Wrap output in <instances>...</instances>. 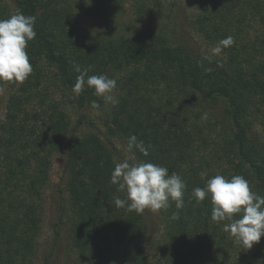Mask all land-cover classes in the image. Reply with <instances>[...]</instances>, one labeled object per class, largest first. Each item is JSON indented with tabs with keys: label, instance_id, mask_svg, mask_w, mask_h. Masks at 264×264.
I'll list each match as a JSON object with an SVG mask.
<instances>
[{
	"label": "trees",
	"instance_id": "16d2710c",
	"mask_svg": "<svg viewBox=\"0 0 264 264\" xmlns=\"http://www.w3.org/2000/svg\"><path fill=\"white\" fill-rule=\"evenodd\" d=\"M106 1L13 0L14 11L0 10V19L17 12L36 16L37 33L26 49L30 76L23 83L0 81L15 85L0 120V264H35L43 187L53 155L64 145L65 201L56 207L52 227L55 246L67 232L75 255L67 264H240L242 246L224 230L229 221L214 222L210 197L197 203L193 189L217 174L241 175L264 196V141L254 134L256 126L264 131V0H191L193 27L214 47L234 37L215 57L197 54L162 30L94 33L83 25L78 5L95 15ZM111 2L130 3L141 19L160 0ZM74 65L117 81L119 103L103 121L108 134L127 143L135 135L148 149L146 156L132 150L140 162L166 167L186 183L184 207L171 202L161 209L163 228L155 240L146 212L115 206V198L127 195L111 183L115 143L93 132L79 135L84 111L106 101L93 88L73 93L79 75ZM51 85L71 95L70 103L82 111L79 124L72 125ZM254 246L255 264H264V236Z\"/></svg>",
	"mask_w": 264,
	"mask_h": 264
},
{
	"label": "clouds",
	"instance_id": "9594fccd",
	"mask_svg": "<svg viewBox=\"0 0 264 264\" xmlns=\"http://www.w3.org/2000/svg\"><path fill=\"white\" fill-rule=\"evenodd\" d=\"M36 16L24 15L20 12L7 19H0V81L23 83L33 72L27 47L34 40ZM234 37L228 36L220 40L212 49L216 55L224 48L234 44ZM79 75L72 88L79 96L86 88H93L96 96L102 97L112 105L119 103L113 95L117 81L107 74L89 76V68L74 65ZM93 106L97 103L93 101ZM127 148H134L148 155L143 141L135 135L128 138ZM111 183L118 185L120 191L126 190L125 198H115V206L127 208L143 214L145 210L158 212L168 209L175 202L177 210L184 207L186 183L175 172L151 162L130 163L127 159L117 163L111 173ZM197 203L210 197L212 203L211 218L214 222L229 221L224 230L229 232L235 241L244 249H251L264 236V196L251 190L250 183L241 175L231 179L217 174L207 180L205 187L193 189ZM173 220L179 218V211L173 213Z\"/></svg>",
	"mask_w": 264,
	"mask_h": 264
},
{
	"label": "rangeland",
	"instance_id": "374dc122",
	"mask_svg": "<svg viewBox=\"0 0 264 264\" xmlns=\"http://www.w3.org/2000/svg\"><path fill=\"white\" fill-rule=\"evenodd\" d=\"M104 6H99L98 8L103 10L95 15L87 13L83 5H78L79 8H76L83 25L87 29H92L94 33L121 36L139 32L149 34L152 31L162 30L166 35L171 37L173 41L183 44L197 54L211 57L216 56V54L212 52L214 45L206 40L204 36L193 27L192 20L196 13V8L191 0H160L159 5L152 10L150 15H146L141 19L137 18L130 3L118 6L111 2V0H107ZM6 8L11 12L14 11L13 0H0V10ZM14 88L15 85L12 83H6L0 86V120L5 118L8 100ZM50 92L52 96L66 104L72 120V125L75 126L79 124L78 120L82 111L75 108L70 103L71 95L62 88L53 85L50 86ZM113 95L117 97L116 89ZM110 107L111 103L106 102L104 107L85 110L86 119L83 124H79V135L93 132L100 135L105 140L107 138L111 139L116 146L114 157L117 163L125 159L130 163H141L133 151L128 150V143L122 137L110 136L108 134L103 121ZM254 134L264 141V131L260 126H256ZM65 157L66 146L64 145L53 155L49 179L47 184L43 187L42 206L44 208V213L42 231L39 236V251L35 258V264H48V260L51 261V264H67L69 261L74 263L73 256L75 255L71 248L67 232L64 229V240L61 244L55 246L52 227L56 207L60 202L65 201V199L61 197V190H64L63 167ZM160 211L161 210L152 212L147 209L145 210L150 220L151 231L149 233L154 237V240L161 235L163 228L160 221ZM152 237L150 238L153 239ZM150 243V240L146 241L147 248H149L148 246H150ZM237 251L238 253L236 256H238L240 264H255L258 255L254 245L251 249H244L243 246L241 249L239 246Z\"/></svg>",
	"mask_w": 264,
	"mask_h": 264
}]
</instances>
